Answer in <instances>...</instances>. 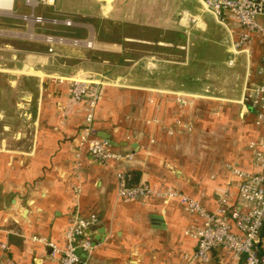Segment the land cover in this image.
Segmentation results:
<instances>
[{
    "label": "crops",
    "instance_id": "obj_1",
    "mask_svg": "<svg viewBox=\"0 0 264 264\" xmlns=\"http://www.w3.org/2000/svg\"><path fill=\"white\" fill-rule=\"evenodd\" d=\"M97 1L94 12L55 1L46 6L48 15L31 13L61 25L52 28L53 35L110 19L111 39L95 28L90 46L44 40L0 45V262L60 264L33 236L63 246L73 215L94 213L97 245L89 254L79 250L78 264H243L222 248L211 250L205 261L194 259L196 241L186 230L199 228L201 217L177 199L119 197L116 174L123 171L130 183L156 190L177 189L209 211L223 194L234 205L240 177L231 167L257 171L249 143L264 138V128L254 123L255 108L242 98L245 82L262 79L259 46L229 65L224 37L217 53L209 50L202 60L208 48L194 40L206 32L205 20L201 16L204 27L193 31L179 23L182 10L200 14L198 0ZM17 15L22 14L0 13ZM22 19L33 31L39 23ZM242 55L243 69L236 70ZM134 68L143 69V80L131 75ZM217 69L229 74L221 80L224 88L211 87ZM76 75L104 81L96 135L122 159L103 163L82 151L78 166L76 135L85 108L69 93L68 79Z\"/></svg>",
    "mask_w": 264,
    "mask_h": 264
},
{
    "label": "built area",
    "instance_id": "obj_2",
    "mask_svg": "<svg viewBox=\"0 0 264 264\" xmlns=\"http://www.w3.org/2000/svg\"><path fill=\"white\" fill-rule=\"evenodd\" d=\"M15 1H20L24 7H29L33 11L39 6H53L56 0H8V9H5L7 1L0 0V13L15 12ZM198 2L201 13L192 14L188 10H182L179 23L189 28L190 24L200 27L203 25L199 24V21L202 22L201 14L211 15L228 32L229 65L233 64L234 56L245 53L249 58L253 45L259 46L261 54L257 72L262 79L259 82H245L242 98L255 108L254 123L264 128V0H198ZM17 16L27 20H38L33 13ZM183 19H186V23L182 22ZM28 29L31 37H40V40L48 43L91 45L90 39L38 34L32 30L31 23ZM49 51H52V48H49ZM64 79L67 78H60V81ZM68 81L70 96L75 102H83L85 108L84 120L76 135L78 150L75 157L78 166L82 151L89 158L103 163L122 159L120 152L111 149L107 140L96 135L94 115L104 81L82 75L70 77ZM180 102L185 103L182 99ZM249 147L257 171L248 173L231 167V171L240 177L237 184V202L234 205L229 203L227 195L223 194L218 199L215 209L209 211L197 200L177 189L156 190L147 183H130L123 171L116 174L118 195L123 199L132 200L155 197L163 203L177 199L189 212L200 216L202 225L196 229L186 230V233L196 241L194 259L198 261L207 260L211 250L222 248L242 257L243 264H264V138L258 142H250ZM97 221L94 213L87 216L73 215L64 233L63 246L38 236H33V240L43 242L48 247L49 256L58 259L60 264H78L81 261L78 251L89 254L97 245L92 231ZM1 246L6 247L4 243Z\"/></svg>",
    "mask_w": 264,
    "mask_h": 264
},
{
    "label": "rangeland",
    "instance_id": "obj_3",
    "mask_svg": "<svg viewBox=\"0 0 264 264\" xmlns=\"http://www.w3.org/2000/svg\"><path fill=\"white\" fill-rule=\"evenodd\" d=\"M103 1L104 2H111V0H103ZM56 3L57 4L58 3L64 4L66 7H68L70 5L71 6L72 5H82V7L84 6L88 10V12H94L95 9L98 8L97 6L100 4L97 0H56ZM14 8H15V13H18V14L30 15V13H31V8L24 7L20 1H15ZM45 8H47V7L46 6L36 7L34 9V12H33L34 15L36 17L40 16L42 14L48 15L49 11L46 10ZM42 9H45V10H42ZM98 11L100 12V10H98ZM198 11L201 13L200 6H199ZM105 14H106V17L110 16L109 11H105ZM75 15L78 17L77 14H75ZM201 16L206 22V32H203L204 35L199 36V38L194 40V42L204 41V43H205L204 46H206L208 48V49H206V52L203 54V58H202V60H203V59H206L210 56V55H208L209 50H210V52L215 50V53H217L218 49H216V48H218L219 45H221L222 41L224 40V37H226V38L228 37V32L226 31L224 26L218 24L214 20V18L211 15H209L208 13H202ZM60 17H63V16H60ZM5 18L8 19L9 21L8 20L6 21ZM107 18H109V17H107ZM42 21H44V20L38 21L39 23H37L35 25L36 28L34 31L37 32L38 34H48V33L50 34V33L54 32V31H52L53 30L52 28H61L62 27L59 24L48 23L46 20H45V22H42ZM63 23L70 25L72 23V21L69 19H66ZM92 23L87 22L86 25H84V24L77 25L76 24V26L71 24L74 26V28H77V29L74 30L73 28L68 27V28H65L68 31H66V32L61 31V32H56V33H58L59 35H62V36L74 37V38H78L81 40H88V39L92 40L94 29L95 28L96 29L101 28L103 30L104 34L106 32H108V34L107 33L106 34H107L109 39L114 37L113 33L115 34V23H112L110 19L105 18L104 21H98V22L95 21ZM97 24H98V26H97ZM190 25H191V27H190L191 31H193V30H195V28H197L193 24H190ZM201 27H204V26L202 25ZM120 28L122 29V26ZM3 30H4L3 33L0 32V45H3L2 43H6V42H10V41H12V43L14 45H18L21 47H24V45L33 44L34 42L38 43L39 45L43 44V43H41L42 41H40V39H41L40 37H37L34 39L31 36L29 37V35H30L29 30L30 29H28V27H27L26 20H23L22 18H19V17H15V18L12 17L11 18V17H7V16H0V31H3ZM99 37L102 38L103 36H101V34H100ZM178 38H180V37H177V39ZM78 45H84V44L81 43ZM78 45H74V46H78ZM61 46H66V45H61ZM244 57L245 56H243V55L241 57H239V62L237 61L236 65H235L236 70H238L239 68L243 69L242 65L244 64ZM133 70H134V72L131 71L132 72L131 75L134 77V79L136 81L143 80V78L146 76V74L142 68L140 70H138L137 68H134ZM221 71L222 70H219V69L216 70L215 76L213 77V79L216 80V83H214L215 85H212L211 87H214L216 89H220V88H224L226 86L223 84V82H224V79L227 78V76L229 74L227 75L226 73H222L223 71L222 72ZM196 73H198L197 70H196ZM229 78H231V77L229 76ZM221 80L223 81L222 83H221ZM175 122L177 123V121H175Z\"/></svg>",
    "mask_w": 264,
    "mask_h": 264
},
{
    "label": "bare ground",
    "instance_id": "obj_4",
    "mask_svg": "<svg viewBox=\"0 0 264 264\" xmlns=\"http://www.w3.org/2000/svg\"><path fill=\"white\" fill-rule=\"evenodd\" d=\"M6 1H7V5L5 6V9H8V8H9L8 0H6ZM182 22H183V23H186V19H183ZM0 32L3 33L4 31H0ZM5 33H6V32H5ZM7 33H8V32H7ZM29 37H30V35H29ZM33 39H34V38H33Z\"/></svg>",
    "mask_w": 264,
    "mask_h": 264
},
{
    "label": "trees",
    "instance_id": "obj_5",
    "mask_svg": "<svg viewBox=\"0 0 264 264\" xmlns=\"http://www.w3.org/2000/svg\"><path fill=\"white\" fill-rule=\"evenodd\" d=\"M129 180H131V179H129Z\"/></svg>",
    "mask_w": 264,
    "mask_h": 264
}]
</instances>
